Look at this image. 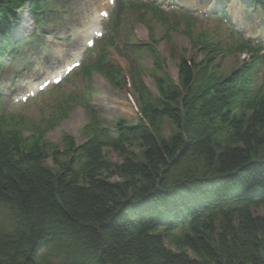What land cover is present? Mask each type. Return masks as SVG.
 Listing matches in <instances>:
<instances>
[{
  "label": "trees",
  "instance_id": "obj_1",
  "mask_svg": "<svg viewBox=\"0 0 264 264\" xmlns=\"http://www.w3.org/2000/svg\"><path fill=\"white\" fill-rule=\"evenodd\" d=\"M27 1L0 0V39L9 37L14 9ZM199 69L183 61L181 88L158 83L161 109L140 96L152 130L142 129L141 138L125 145H108L121 162H104L105 147L93 137L66 162L75 149L69 138L61 154L0 131V205L14 213L9 226L0 227V264H264V202L254 211L196 224L181 239L156 231L160 218L194 210L182 188L169 192L166 182L196 159L208 172L236 173L242 195L253 187L264 191V159L251 164L264 158V101L239 105L240 114L232 115L238 104L233 77ZM196 82L207 90L194 89ZM163 119L175 130L169 138ZM218 119L229 127L226 143L216 133ZM215 183L202 188L205 205L227 195L224 182Z\"/></svg>",
  "mask_w": 264,
  "mask_h": 264
},
{
  "label": "rangeland",
  "instance_id": "obj_2",
  "mask_svg": "<svg viewBox=\"0 0 264 264\" xmlns=\"http://www.w3.org/2000/svg\"><path fill=\"white\" fill-rule=\"evenodd\" d=\"M105 0H90L88 5H84V7L90 6L87 12L83 11L82 14H86V16L94 17L96 16V7L101 6L100 4H104ZM81 20L84 21V17H81ZM96 21V20H95ZM135 35L138 39H144V34L140 31L139 27H135ZM85 33L77 32L73 35V43L70 44L68 48H76L80 44V38ZM159 37L162 36L161 32L158 31L156 34ZM174 51L175 54L173 57L169 55L168 48L165 46L164 42L159 43V50L164 59H167V73L174 79L177 77V65H178V56L183 54L184 52L190 53V47L188 42L180 36H176L174 39ZM47 49L50 50L51 53H62L61 49H58L55 43H48ZM83 49V48H82ZM45 51V50H44ZM37 54L32 55L33 58L30 63H35L38 65V68L33 70L34 67L27 69L28 77L26 78L27 83H33L40 73L45 74L47 68L45 67L47 63L44 62H54L56 58L52 59H38L36 58ZM200 59V58H199ZM115 64H119L121 66L122 74L124 75L128 71L127 65L122 60L112 59ZM27 65V61H24ZM225 62H228L226 66V71H230L234 66L235 59L230 57ZM29 63V62H28ZM52 66V65H51ZM11 77H15L14 74H11ZM94 83V94L92 96V105L97 110L99 118L102 120L104 126L112 127L117 119H126L131 120L137 118V114L134 111V107L127 99L125 91L115 90L113 87L109 86V84L102 78L98 76L93 77ZM77 85V84H76ZM150 86L149 83H147ZM13 92L20 91L24 93L25 88L23 82L19 80V78H15L14 83L12 85ZM81 90V87L79 91ZM45 100H39L37 103L39 106L31 107L28 111L25 109L23 113L28 116L38 117L41 114V107L44 111L48 108V104L41 105ZM11 107V106H10ZM87 122V115L85 111L81 107H77L73 109L70 113L69 117L62 122V124L53 129L47 134V140L60 144L62 136L64 133H68L76 139L77 143H82L84 139L80 135L81 127ZM106 158L118 162L119 158L116 154L111 152L109 149H105Z\"/></svg>",
  "mask_w": 264,
  "mask_h": 264
},
{
  "label": "bare ground",
  "instance_id": "obj_3",
  "mask_svg": "<svg viewBox=\"0 0 264 264\" xmlns=\"http://www.w3.org/2000/svg\"><path fill=\"white\" fill-rule=\"evenodd\" d=\"M48 160V159H47ZM165 212H167V210L165 211ZM170 212H171V214L173 213L172 212V210H170ZM166 218H168L169 219V215L166 217ZM173 218H176V215H174V217ZM180 221V220H179Z\"/></svg>",
  "mask_w": 264,
  "mask_h": 264
}]
</instances>
